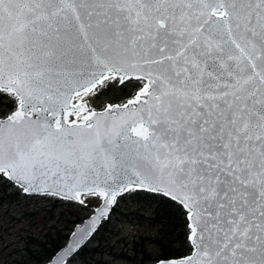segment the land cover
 <instances>
[{"label":"snow or ice","instance_id":"snow-or-ice-1","mask_svg":"<svg viewBox=\"0 0 264 264\" xmlns=\"http://www.w3.org/2000/svg\"><path fill=\"white\" fill-rule=\"evenodd\" d=\"M5 98L0 179L93 213L52 264L140 191L183 221L156 264H264V0H0Z\"/></svg>","mask_w":264,"mask_h":264},{"label":"rangeland","instance_id":"rangeland-1","mask_svg":"<svg viewBox=\"0 0 264 264\" xmlns=\"http://www.w3.org/2000/svg\"><path fill=\"white\" fill-rule=\"evenodd\" d=\"M132 91L134 90L131 87L127 91L113 89L100 96L99 99L93 97L90 107L102 110L107 104L124 103ZM9 100L11 98L0 100V118L5 113L10 114L14 110L6 104ZM4 180L6 179H0V192L3 190L0 198L16 190L3 183ZM11 184L24 193L18 185ZM8 187L9 191L5 192ZM55 201L50 196L46 198L44 195H36L20 199L15 203L0 205V264H14L12 262L15 259L25 260L23 255L26 254L24 248L27 242L24 236H27L29 232L40 231L44 227L53 225L58 226L63 232H69L70 229L74 231L78 224L83 223L93 214L90 209L82 208L75 201L68 200L69 203H65L66 200L62 199L58 201L62 205L60 207H56ZM95 206L97 205H93ZM117 206L123 208L112 211L110 216L103 220L97 228L100 231L101 242H98L99 235L91 237L87 242L89 256L82 258L80 254L73 264H139V260L147 261L149 264L155 263L153 260L159 254V247L153 240L156 239L161 228V226L155 227L151 220L156 213V205L153 206V204L140 202L130 197L121 201L118 197ZM72 214L76 215L73 218L78 219L74 221ZM137 214L143 216L142 219H137ZM171 238L174 237L171 236ZM33 242L40 243L38 239ZM136 244L139 252L135 249ZM32 248L37 249V246L34 245Z\"/></svg>","mask_w":264,"mask_h":264},{"label":"trees","instance_id":"trees-1","mask_svg":"<svg viewBox=\"0 0 264 264\" xmlns=\"http://www.w3.org/2000/svg\"><path fill=\"white\" fill-rule=\"evenodd\" d=\"M10 109H12L11 100L6 103ZM3 183H6V185L10 186L11 188L16 189L14 191H11V193L6 194L5 196H1L0 198V205L3 204H11L19 201L20 199L27 198L30 196H36L31 194L22 193L21 189L14 188L13 185L7 181L4 180ZM2 183V186L4 187ZM9 191L8 189L5 190V192ZM3 193V190H1L0 194ZM52 198V197H51ZM130 198H134V200L145 202L147 204H153V206L156 207V213L151 217V220L154 222V226L158 227L161 226L158 232V236L156 239L153 240L155 244L159 247V254L157 257H163L165 255L170 256H178L182 253H186L187 249L183 248L182 246V236H181V230H182V224L183 221H180L176 218V216L173 214V210L171 206L164 200V199H158L156 196L152 193L146 192V191H140L134 195H132ZM53 199V198H52ZM121 201H124L125 199L120 198ZM56 200V199H55ZM55 201L56 207L62 206L58 201ZM68 200L65 201V203ZM53 206V205H52ZM54 207V206H53ZM115 210L121 209L123 207L121 206H115ZM132 215V214H131ZM130 215V216H131ZM76 215L72 214V218ZM143 216H140L139 214L136 215L137 219H142ZM78 218H73V220H77ZM105 225H107L106 222H104ZM165 229V230H164ZM45 230H47L45 232ZM68 230V229H67ZM73 231V230H72ZM71 229L69 232H63L58 226L53 225L50 227H44L40 231H31L27 236H24V240L27 242L26 246L24 248V251L26 254L23 255V258L25 260L19 261L18 259H15L14 264H42L45 262H48L51 260L54 255L65 246L67 243L70 235H71ZM43 236L39 237V235ZM100 234L99 230H96L94 233V236L96 237ZM174 237L173 239L171 238ZM143 238V237H142ZM169 238V239H168ZM38 239L40 243L33 242V240ZM98 242H101V236L99 235ZM138 243V241H136ZM37 246V249H33V246ZM87 247L86 246L83 251L80 253L82 258L88 257L87 253ZM138 252L137 244L135 248ZM134 249V250H135ZM135 250V252H136ZM94 251V250H93ZM36 253V254H35ZM93 253V252H92ZM157 257L153 260V262H156ZM139 264H149V262L145 261L142 262L141 260L138 261Z\"/></svg>","mask_w":264,"mask_h":264},{"label":"water","instance_id":"water-1","mask_svg":"<svg viewBox=\"0 0 264 264\" xmlns=\"http://www.w3.org/2000/svg\"><path fill=\"white\" fill-rule=\"evenodd\" d=\"M103 110V109H102ZM97 111H101V110H97ZM17 185V184H16ZM19 186V185H18ZM20 187V186H19ZM20 188H22V187H20ZM23 189V188H22ZM24 192V191H23ZM24 193H26V192H24ZM26 194H32V195H43V194H41V193H26ZM111 214V213H110ZM110 214H109V216H110ZM88 219L89 218H87L83 223H81V224H78L76 227H75V229H74V231L71 233V235H70V237H69V239H68V241H67V243L65 244V246L64 247H62V248H65L69 243H71V239H72V237H73V233H76L77 231H78V229L79 228H82V227H84L85 226V224L88 222ZM107 219V218H106ZM103 221V220H102ZM102 221H100L99 223H98V225H97V227H96V230H97V228L99 227V225L101 224V222ZM95 233V232H94ZM94 233L92 234V236L94 235ZM91 236V237H92ZM90 237V238H91ZM89 238V239H90ZM89 239H88V241H89ZM87 241V242H88ZM61 248V249H62ZM61 249L57 252V253H59L60 251H61ZM56 253V254H57ZM56 254L54 255V257L56 256ZM53 257V258H54ZM53 258L51 259V260H49L48 262H45V263H42V264H52V261H53ZM153 264H156V262L155 263H153Z\"/></svg>","mask_w":264,"mask_h":264}]
</instances>
